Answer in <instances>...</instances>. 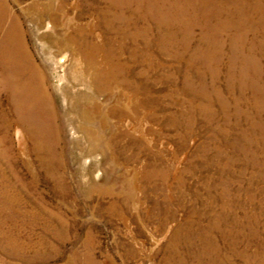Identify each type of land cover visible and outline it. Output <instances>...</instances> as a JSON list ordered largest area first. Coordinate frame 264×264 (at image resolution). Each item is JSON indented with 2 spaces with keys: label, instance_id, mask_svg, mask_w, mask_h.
<instances>
[{
  "label": "rangeland",
  "instance_id": "374dc122",
  "mask_svg": "<svg viewBox=\"0 0 264 264\" xmlns=\"http://www.w3.org/2000/svg\"><path fill=\"white\" fill-rule=\"evenodd\" d=\"M5 1L0 264H264V0Z\"/></svg>",
  "mask_w": 264,
  "mask_h": 264
},
{
  "label": "bare ground",
  "instance_id": "6f19581e",
  "mask_svg": "<svg viewBox=\"0 0 264 264\" xmlns=\"http://www.w3.org/2000/svg\"><path fill=\"white\" fill-rule=\"evenodd\" d=\"M63 7L61 2L54 5L53 11H61ZM9 5L5 0H0V24L7 26L4 30L3 35L0 38V84L7 90L9 99L14 108H32L33 98L40 99L38 93L40 88L43 89L41 82L37 81L38 87L33 85V89L29 81L25 82L22 77H19V72L22 73L24 68L22 63H14V34L13 25L11 26V18L7 20L5 14L9 15ZM51 13V12H50ZM7 20V21H6ZM43 17H36L34 23L39 28H44L40 39L43 45L50 51V53L56 57V64L63 69H67L70 63L75 62V53L73 51V46L70 42L71 38L68 35L71 24L73 25V19L68 16L65 12L63 17L61 16L62 26L60 27V22L49 17V20L42 26ZM59 29V31H58ZM63 43L64 46L60 45ZM62 46V47H61ZM58 50V52H56ZM21 65V66H19ZM77 65V64H76ZM61 70V69H60ZM64 72V71H63ZM42 79V78H41ZM37 88V89H36ZM38 90V92H35ZM33 97V98H32ZM28 118V112L23 111L22 116ZM20 128V127H19Z\"/></svg>",
  "mask_w": 264,
  "mask_h": 264
}]
</instances>
